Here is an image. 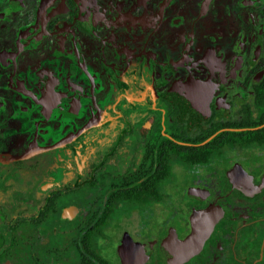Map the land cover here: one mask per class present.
<instances>
[{"label": "flooded vegetation", "instance_id": "af4514ba", "mask_svg": "<svg viewBox=\"0 0 264 264\" xmlns=\"http://www.w3.org/2000/svg\"><path fill=\"white\" fill-rule=\"evenodd\" d=\"M0 264H264V0H0Z\"/></svg>", "mask_w": 264, "mask_h": 264}, {"label": "water", "instance_id": "95a60500", "mask_svg": "<svg viewBox=\"0 0 264 264\" xmlns=\"http://www.w3.org/2000/svg\"><path fill=\"white\" fill-rule=\"evenodd\" d=\"M197 236H198V234H197Z\"/></svg>", "mask_w": 264, "mask_h": 264}]
</instances>
